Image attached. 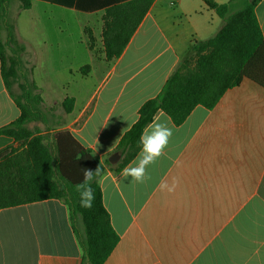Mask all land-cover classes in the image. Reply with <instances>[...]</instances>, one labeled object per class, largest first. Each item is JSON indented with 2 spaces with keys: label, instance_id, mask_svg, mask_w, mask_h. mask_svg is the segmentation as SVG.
<instances>
[{
  "label": "crops",
  "instance_id": "obj_1",
  "mask_svg": "<svg viewBox=\"0 0 264 264\" xmlns=\"http://www.w3.org/2000/svg\"><path fill=\"white\" fill-rule=\"evenodd\" d=\"M127 1L32 0V7L21 10L12 22L16 41L25 48L19 53L23 66L17 80L38 86L48 123L52 112L44 109L48 99L59 101L62 110L67 97L75 101L72 112L63 110L64 121L50 131L40 122L30 127L42 133L68 130L102 162L137 121L142 104L159 94L179 62L193 55V45L211 38L222 26L203 0H155L119 58L107 61L102 39L96 51L86 37L83 62L67 67L58 83L48 78L52 43L47 23L57 16L59 23H66L68 16L80 24L83 35L94 22L102 32L105 9ZM255 13L264 37V0ZM24 14L28 22L20 25ZM21 29L31 33V39ZM53 42L60 46L62 39ZM87 65L90 70L82 71ZM93 74L99 82L88 89L86 79ZM18 82L11 87L14 94ZM49 88L62 90L59 100L43 96ZM20 113L3 80L0 60V128ZM162 113L156 117L173 135L164 155L148 166L151 178L144 183L130 177L123 180L122 171L115 172L116 164H111L100 179L104 206L119 235L104 264H264V89L244 79L213 109L199 105L179 126ZM9 145L18 143L0 136V150ZM173 177L179 181L175 191H162L161 181L171 183ZM81 260L62 200L0 210V264H81Z\"/></svg>",
  "mask_w": 264,
  "mask_h": 264
},
{
  "label": "trees",
  "instance_id": "obj_2",
  "mask_svg": "<svg viewBox=\"0 0 264 264\" xmlns=\"http://www.w3.org/2000/svg\"><path fill=\"white\" fill-rule=\"evenodd\" d=\"M17 1L21 10H29L32 0H0L1 73L5 85L20 109V116L0 128V136L18 143L0 150V210L49 199L62 200L68 207L73 232L82 251L81 264H104L119 242L109 212L103 203L100 179L106 167L91 149L82 146L68 130L42 133L33 122L47 127L48 116L41 108L43 98L38 86L29 80L18 82L23 66L14 25L7 20V8ZM222 20V26L209 39L193 45V55L175 67L157 96L144 102L138 119L122 136L113 151L121 156L114 166L122 171L139 153V138L144 128L160 112L179 126L199 105L213 109L230 89L248 79L264 89V37L255 8L261 0H228L217 3L203 0ZM155 0H129L112 5L102 15V46L105 59L119 58L137 31ZM15 46L16 49H12ZM8 49L12 54L8 55ZM90 70L87 65L82 71ZM18 82L19 94L11 91ZM74 99L62 102L65 113L73 110ZM102 169L92 182L95 199L90 209L81 207L76 186L81 183L84 167Z\"/></svg>",
  "mask_w": 264,
  "mask_h": 264
},
{
  "label": "rangeland",
  "instance_id": "obj_3",
  "mask_svg": "<svg viewBox=\"0 0 264 264\" xmlns=\"http://www.w3.org/2000/svg\"><path fill=\"white\" fill-rule=\"evenodd\" d=\"M21 14V9L19 8V3L17 1H13L7 8V20L10 23H14ZM24 14L20 19V25L23 23L28 22V16ZM60 17H56L54 20L55 22L47 23L49 25V29L46 30L52 45L49 46V55L48 60L46 61L47 65V75L48 78H52L51 80L58 83L61 79L65 77V69L70 65H76L79 62H83V58L87 57V42L88 40L86 37L90 39V43L92 47L95 48L96 51L101 49V28L100 25L97 23H91L89 26L87 25L85 29V34L83 35L82 30L80 29V24L77 23L76 19L72 17L66 16L65 22L66 23H59L61 20L58 19ZM1 33L6 39V29L4 26ZM25 27V26H24ZM21 34L24 36L28 35L24 29L20 30ZM28 38L31 39V33H29ZM54 39H62V44L60 46L54 45ZM12 49H16L15 46H12ZM12 52L8 49V55H11ZM90 56V54H89ZM89 58L86 59L88 62ZM99 62V60H98ZM102 66H104L102 64ZM50 76V77H49ZM99 79L93 74L86 79V84L88 89H93L98 85ZM14 85V84H13ZM15 94H19V89L14 86L13 87ZM45 93L47 99L52 98V100L57 101L62 96V90L55 91V89L49 88ZM44 109L48 112L52 109L49 114V123L47 127L52 128L56 122H63L65 119V113L60 107L59 101L53 102L47 100L46 104L44 105ZM52 113V116H51ZM37 126L40 125L42 129H45V126L41 124H36Z\"/></svg>",
  "mask_w": 264,
  "mask_h": 264
},
{
  "label": "clouds",
  "instance_id": "obj_4",
  "mask_svg": "<svg viewBox=\"0 0 264 264\" xmlns=\"http://www.w3.org/2000/svg\"><path fill=\"white\" fill-rule=\"evenodd\" d=\"M160 120V117H155L153 122L142 131L139 138L140 151L137 154L135 162L122 170L121 178L123 180L130 177L132 182L144 183L151 178L147 173L148 166L154 164L164 155V150L167 148L173 135L172 129L165 123H161ZM101 173L102 169L99 166L95 169L89 167L83 168V179L76 186L80 195L81 207L86 209L92 207L95 195L91 185L97 177L101 176ZM178 183V179L173 177L171 183L167 180H162L159 187L162 191L172 193L175 191Z\"/></svg>",
  "mask_w": 264,
  "mask_h": 264
},
{
  "label": "water",
  "instance_id": "obj_5",
  "mask_svg": "<svg viewBox=\"0 0 264 264\" xmlns=\"http://www.w3.org/2000/svg\"><path fill=\"white\" fill-rule=\"evenodd\" d=\"M120 158H121V156L119 155V153H114L108 158V161L111 164L115 165L119 162Z\"/></svg>",
  "mask_w": 264,
  "mask_h": 264
}]
</instances>
